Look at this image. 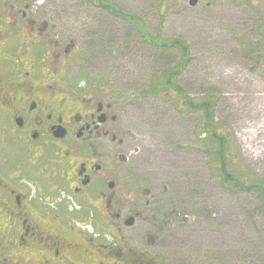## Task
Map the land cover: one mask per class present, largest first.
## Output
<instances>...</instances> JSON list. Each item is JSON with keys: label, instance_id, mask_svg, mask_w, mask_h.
<instances>
[{"label": "rangeland", "instance_id": "obj_1", "mask_svg": "<svg viewBox=\"0 0 264 264\" xmlns=\"http://www.w3.org/2000/svg\"><path fill=\"white\" fill-rule=\"evenodd\" d=\"M107 1L141 18L151 36L189 46L181 67L178 48L146 45L139 30L89 0H47L62 12L63 32L79 49L69 81L111 88L141 147L127 167L136 171L139 164L143 182L171 189L167 204H157L177 218L154 245L132 244L165 264H264L260 200L222 187L202 135L205 114L181 104L214 101L217 128L235 147L231 170L264 181V1L263 7L258 0H201L195 7L188 0ZM177 67L172 81L187 96L144 95ZM150 226L144 223V243L147 234L157 235Z\"/></svg>", "mask_w": 264, "mask_h": 264}, {"label": "flooded vegetation", "instance_id": "obj_2", "mask_svg": "<svg viewBox=\"0 0 264 264\" xmlns=\"http://www.w3.org/2000/svg\"><path fill=\"white\" fill-rule=\"evenodd\" d=\"M61 15L0 0V264H165L135 244L177 218L157 204L171 189L127 167L141 147L111 88L69 81Z\"/></svg>", "mask_w": 264, "mask_h": 264}, {"label": "trees", "instance_id": "obj_3", "mask_svg": "<svg viewBox=\"0 0 264 264\" xmlns=\"http://www.w3.org/2000/svg\"><path fill=\"white\" fill-rule=\"evenodd\" d=\"M92 4L100 6L110 12L111 14L123 18L128 22L130 28H137L140 30L139 38L143 40L146 45L156 46L158 48L164 47H176L180 50L182 55V66L184 67L189 61V46L187 43L180 39L169 40L162 39L159 36H151L145 29L144 23L141 18L135 14L119 8L111 4L107 0H89ZM141 29H140V28ZM180 67V65L178 66ZM169 70L167 73H163L158 76L156 85L152 90L144 92L145 96H153L160 98H169L175 92V97L187 96L184 90L173 83V78L176 76L179 69ZM173 90V91H172ZM182 105L188 106L192 110L203 111L205 114V127L202 135L208 145V154L210 164L215 169L216 175L219 176L222 187L227 189L231 193H243L249 192L257 195L260 200V206L264 211V181L257 180L248 174L239 175L231 170L234 162L235 147L232 138L228 135V132L224 130L219 131L217 124L215 123V104L210 99H204L200 102H195L191 99H184L181 102Z\"/></svg>", "mask_w": 264, "mask_h": 264}, {"label": "clouds", "instance_id": "obj_4", "mask_svg": "<svg viewBox=\"0 0 264 264\" xmlns=\"http://www.w3.org/2000/svg\"><path fill=\"white\" fill-rule=\"evenodd\" d=\"M84 85H85V81L81 80V81L79 82V86H80V87H84ZM78 226H79V225H78ZM88 228H89V231H91V226H90V225L88 226Z\"/></svg>", "mask_w": 264, "mask_h": 264}, {"label": "water", "instance_id": "obj_5", "mask_svg": "<svg viewBox=\"0 0 264 264\" xmlns=\"http://www.w3.org/2000/svg\"><path fill=\"white\" fill-rule=\"evenodd\" d=\"M189 3H190L191 6H195L196 5V0H190Z\"/></svg>", "mask_w": 264, "mask_h": 264}, {"label": "bare ground", "instance_id": "obj_6", "mask_svg": "<svg viewBox=\"0 0 264 264\" xmlns=\"http://www.w3.org/2000/svg\"><path fill=\"white\" fill-rule=\"evenodd\" d=\"M259 130V129H258Z\"/></svg>", "mask_w": 264, "mask_h": 264}]
</instances>
